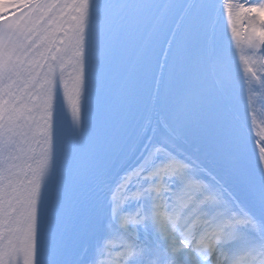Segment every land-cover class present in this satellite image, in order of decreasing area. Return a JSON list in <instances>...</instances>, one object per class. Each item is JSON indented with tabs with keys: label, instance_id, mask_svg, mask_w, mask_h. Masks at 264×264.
<instances>
[{
	"label": "snow or ice",
	"instance_id": "snow-or-ice-1",
	"mask_svg": "<svg viewBox=\"0 0 264 264\" xmlns=\"http://www.w3.org/2000/svg\"><path fill=\"white\" fill-rule=\"evenodd\" d=\"M0 264H264V0H0Z\"/></svg>",
	"mask_w": 264,
	"mask_h": 264
}]
</instances>
